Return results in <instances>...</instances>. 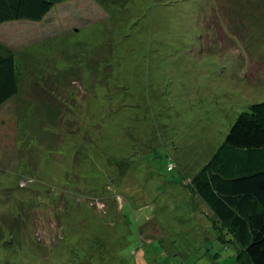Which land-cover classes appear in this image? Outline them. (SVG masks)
Wrapping results in <instances>:
<instances>
[{"label": "rangeland", "instance_id": "1", "mask_svg": "<svg viewBox=\"0 0 264 264\" xmlns=\"http://www.w3.org/2000/svg\"><path fill=\"white\" fill-rule=\"evenodd\" d=\"M0 40V264L236 263L190 180L264 100V0H64Z\"/></svg>", "mask_w": 264, "mask_h": 264}, {"label": "trees", "instance_id": "2", "mask_svg": "<svg viewBox=\"0 0 264 264\" xmlns=\"http://www.w3.org/2000/svg\"><path fill=\"white\" fill-rule=\"evenodd\" d=\"M63 1L0 0V24L41 22ZM22 75L15 51L0 40V106L16 96ZM190 184L210 210L212 222L231 233L235 264H264V100L238 114Z\"/></svg>", "mask_w": 264, "mask_h": 264}]
</instances>
